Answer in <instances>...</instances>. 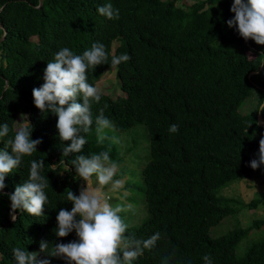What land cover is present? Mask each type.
I'll list each match as a JSON object with an SVG mask.
<instances>
[{
	"label": "trees",
	"instance_id": "trees-1",
	"mask_svg": "<svg viewBox=\"0 0 264 264\" xmlns=\"http://www.w3.org/2000/svg\"><path fill=\"white\" fill-rule=\"evenodd\" d=\"M178 1L0 0V125H9L0 150L18 128L17 115L32 126L31 139L41 140L37 151L6 175V187L0 190V264H15L16 247L39 252L42 240L49 242V250L54 243L78 240L75 231L63 238L55 234L60 209L73 206L67 191L79 194L81 180L72 160L104 151L118 165L114 179L125 178L127 172L132 178L126 177L116 191L120 199L144 206V215L125 235L143 240L160 233L155 247L133 264H206L204 256L212 264H264V237L236 254L240 240L263 221L216 236L210 232L238 204L220 194L221 189L254 174V135L264 124V112L257 111L264 104V45L245 40L235 26L227 25L235 15L230 11L234 0ZM108 3L119 11L118 19L97 11ZM96 42L105 46L108 61L88 70V83L94 86L113 71L119 94L99 90L100 102L91 104L92 129L82 133L87 140L82 153L65 157L63 148L70 142L59 138L58 117L36 108L32 91L44 83V69L60 49L82 55ZM121 54L130 60L113 67L112 57ZM252 90L258 97L256 108L240 113ZM100 109L118 131L144 126L147 155L137 174L119 166V143L97 142ZM171 125L178 132L170 133ZM6 150L11 154L10 147ZM32 160H44L41 174L49 181L48 200L42 216L17 210L13 221L9 196L28 180ZM257 202L250 199L245 205ZM119 203L115 199L112 206ZM50 259L51 264H66Z\"/></svg>",
	"mask_w": 264,
	"mask_h": 264
},
{
	"label": "clouds",
	"instance_id": "clouds-1",
	"mask_svg": "<svg viewBox=\"0 0 264 264\" xmlns=\"http://www.w3.org/2000/svg\"><path fill=\"white\" fill-rule=\"evenodd\" d=\"M97 11L108 19L119 18V11L114 10L111 3L99 7ZM230 11L235 15L226 22L227 25L235 26L245 40L252 39L257 44L264 45V0H234ZM129 60L128 54L113 56L111 65L115 67ZM107 61L105 46L99 42L93 43L82 55L74 54L67 47L62 48L55 54L54 60L47 63L44 83L32 91L35 107L41 112L50 111L58 117L56 127L59 138L63 142H70L63 148L65 157L82 153L87 142L82 133L87 134L92 129L91 104H98L101 100L99 90L88 83L87 72ZM78 98H82V103L78 102ZM257 111L264 112V104ZM117 131L115 124L100 109L95 118L97 142L103 143L110 139L112 143H120V138L115 134ZM109 132L112 133L111 136L108 135ZM169 132H178V126L171 125ZM31 133L32 126L22 116L14 136L5 144V150H0V190L6 187V175L18 168L25 156H31L37 151L41 140H32ZM8 134L9 125H0V139ZM9 147L11 154L6 150ZM257 155L258 159L250 162L253 170L264 166V137L259 141ZM72 165L76 176L86 186L80 188L78 196L71 190L67 191V200L73 206L70 211L60 209L55 234L58 238H63L75 231L78 240L54 243L50 250L49 242L42 240L39 252H28L21 247L13 248L15 264H51L52 257L63 259L66 264H133L145 250L154 248L160 239V233L143 240L126 236L128 224L120 215L126 210L125 207L119 204L113 207L104 193L106 186L110 185L111 191H117L123 186L121 180L113 179L118 165L111 161L109 153L104 151L91 156L79 154L72 160ZM43 168L44 160H32L28 180L17 186L9 196L11 220L17 219V210L36 217L42 216L48 200L45 189L49 186V181L41 174ZM93 177L96 179L95 186ZM41 253L44 254L42 257ZM203 259L206 264H212L209 256H204Z\"/></svg>",
	"mask_w": 264,
	"mask_h": 264
},
{
	"label": "rangeland",
	"instance_id": "rangeland-1",
	"mask_svg": "<svg viewBox=\"0 0 264 264\" xmlns=\"http://www.w3.org/2000/svg\"><path fill=\"white\" fill-rule=\"evenodd\" d=\"M193 1L194 0H180L176 4H189ZM94 86L98 90H110L111 96L119 94L113 71H107L104 73V75H102L94 83ZM257 98L256 91L252 90L249 96L244 100L243 104L239 107V112L245 113L253 111L256 108ZM22 116L23 115H17L16 121L14 123L16 127L19 126ZM116 133V135L120 138L119 144L122 156V161L119 166H124L123 169L132 170L137 174L138 169L142 166L147 155V141L144 126L141 124H136L126 130L117 131ZM108 134L112 133L109 132ZM254 137L258 141V146L254 152H252V154L257 155L259 151V141L262 137H264V128L257 132ZM253 173L254 174L250 178L234 181L221 189L220 194L235 199L238 204L235 205L234 213L222 218L217 225L211 228L210 231L213 236H216L233 228L247 227L255 221H263L261 223H257L259 226L250 228L248 234L240 240L236 247L237 255L242 254L244 249L251 241L264 237V168H257ZM126 174L128 175L129 173L127 172ZM127 175V178L132 179ZM126 177L121 179L123 184L126 183ZM93 183L95 186V177H93ZM82 186H86L83 181L80 182L79 192ZM110 188V185L104 188V193L109 199V203L112 205L115 203V199H118V201L122 202L119 203V205L124 206L126 209L120 213L122 219L126 224H128V226L135 224L139 217L144 215L143 204L137 203L134 205L132 202L123 201L118 196V193L116 191H111ZM250 199H258V202L254 207H247L245 205L250 201ZM129 209H132V211ZM32 252L36 251L34 250Z\"/></svg>",
	"mask_w": 264,
	"mask_h": 264
},
{
	"label": "water",
	"instance_id": "water-1",
	"mask_svg": "<svg viewBox=\"0 0 264 264\" xmlns=\"http://www.w3.org/2000/svg\"><path fill=\"white\" fill-rule=\"evenodd\" d=\"M3 36H4V31H3V33H2V36L0 37V39H2V38H3Z\"/></svg>",
	"mask_w": 264,
	"mask_h": 264
}]
</instances>
